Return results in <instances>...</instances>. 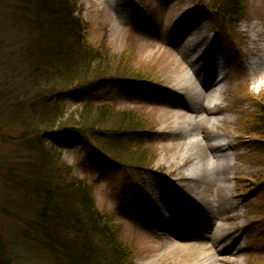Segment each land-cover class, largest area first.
I'll use <instances>...</instances> for the list:
<instances>
[{"label":"trees","instance_id":"16d2710c","mask_svg":"<svg viewBox=\"0 0 264 264\" xmlns=\"http://www.w3.org/2000/svg\"><path fill=\"white\" fill-rule=\"evenodd\" d=\"M205 1L228 34L245 17V0ZM0 36L9 40L0 37V264H132L131 250L60 148L67 138L91 166L149 169L155 153L127 150L130 139L152 131L143 116L97 101L114 83L149 81L88 42L77 0H0ZM69 92L81 100L73 112ZM257 103L242 129L264 156V101ZM7 143L16 151H3Z\"/></svg>","mask_w":264,"mask_h":264},{"label":"rangeland","instance_id":"374dc122","mask_svg":"<svg viewBox=\"0 0 264 264\" xmlns=\"http://www.w3.org/2000/svg\"><path fill=\"white\" fill-rule=\"evenodd\" d=\"M205 7V0H77V16L88 26V42L102 47L113 65L121 64L117 66L120 70L139 71L149 81L146 86L114 83L111 91L101 93L97 101L119 111L138 112L146 127L155 130L154 138L150 132L127 143L128 151L140 153L150 149V154H156L151 158L154 165L151 170L125 172L102 162L91 166V156H86L76 141L67 138L60 148L63 161L71 167L74 176L91 187L97 210L108 217L131 250L132 264H160L166 251L181 239L170 232L173 221H180V212L198 215L205 227H209L203 235L214 237L217 252L213 254L225 260L220 264H264V156L254 151L242 132H236L243 125L241 113L236 110L253 116L259 105L256 100L264 101V69L258 74L251 64L260 56L259 52L254 53L255 47L264 40V0H245V17L232 28L230 35ZM259 28L262 34L252 43L251 38ZM202 34L206 43L199 54L203 56L205 50L209 51L218 63H224L222 70L226 72L221 84L226 88L225 94L217 102L224 108L220 117L225 122L216 133L223 141L231 142V149L226 150L228 184L224 186L219 181L220 185L211 184L207 190L195 184V190L191 183L174 191L169 184L173 179L167 175L169 170L177 171L180 161L172 159L169 151L162 148L163 135L157 133L166 124L161 121L163 111L167 110L163 106L166 97L159 92L165 77L163 67L175 61L178 52ZM0 37L9 42L5 40L7 37ZM210 61L203 57L202 70L212 80L214 71ZM245 91L255 101L242 98L239 93ZM65 100L69 112L81 105L79 96L73 92ZM222 131H227L229 136H223ZM14 148L7 143L2 149L16 151ZM183 173L186 174L185 170ZM217 187L221 192H216ZM192 190L199 200L195 204L202 211H197L194 203L186 202ZM170 199L176 201L177 211L171 208ZM207 199L213 201L210 210L204 206ZM222 204L227 209L217 212L216 207ZM205 209L210 212H204ZM158 213L163 216L157 217ZM187 233L181 234L182 238L188 237L190 233ZM167 237L171 243L165 242ZM173 263L169 258L162 261V264Z\"/></svg>","mask_w":264,"mask_h":264},{"label":"bare ground","instance_id":"6f19581e","mask_svg":"<svg viewBox=\"0 0 264 264\" xmlns=\"http://www.w3.org/2000/svg\"><path fill=\"white\" fill-rule=\"evenodd\" d=\"M261 34L260 28L257 29L251 38L252 43ZM204 39V35H200L197 41L186 46L182 52H178L179 57L175 61H170L163 67L162 75L165 77L159 92L166 97L163 106L167 110L163 111L161 119L162 123L166 122V124L159 128L157 133L163 135L162 148L169 151L172 159L180 161L176 165L177 171L169 170L167 175L173 179L169 184L174 191H177L180 186L188 187L191 183L195 190L196 185L202 190H207L211 184L220 185L219 181H222L224 186L228 184L226 170L229 167V156L226 150L231 149V142L223 141L217 137L216 133L218 127L225 122V118L220 117L224 108L217 103L223 99L222 95L225 94L226 88L221 85L225 76H222L220 80H209L204 75L205 71L203 74V57L211 60L209 64L214 71L216 69L213 54L207 50L202 53L203 56L199 54V50H203L206 43ZM255 52H259L260 56L251 64L260 74L264 69V40L255 47ZM247 93L250 96L251 93ZM239 113H241V118L248 116L245 111L240 110ZM222 133L223 136H229L227 131H222ZM152 134L154 138L155 130ZM170 138L173 140L168 143ZM182 143H186V146H180ZM184 170L186 174L183 173ZM195 190H192L186 202L188 205L194 203L193 207L197 211H202V208L195 204L198 200ZM221 190L219 187L216 188V192H221ZM170 200L172 201L171 208L177 211L176 201ZM212 202L211 199H207L203 205L208 206L210 210ZM216 209L217 212L219 209L226 210L227 205L222 204ZM167 211L169 212V209ZM204 212L209 213L210 211L207 212L205 209ZM162 216L161 213L157 214V217ZM178 218L180 221H173L174 226L170 228V232L181 239L179 238V241L173 244L169 251H166L164 254L166 256L159 260L160 264L164 258L171 259L173 264H220L225 261L214 256L216 242L213 236L203 235L207 233L209 227H205L198 215L180 212ZM187 232L190 233L188 237L182 238L181 234H188ZM165 242L171 243L172 241L167 237Z\"/></svg>","mask_w":264,"mask_h":264}]
</instances>
